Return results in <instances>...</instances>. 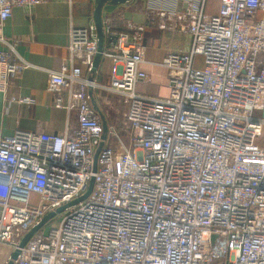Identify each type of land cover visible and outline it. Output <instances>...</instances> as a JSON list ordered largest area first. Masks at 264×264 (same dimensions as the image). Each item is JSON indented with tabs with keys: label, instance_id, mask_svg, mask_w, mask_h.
<instances>
[{
	"label": "built area",
	"instance_id": "built-area-1",
	"mask_svg": "<svg viewBox=\"0 0 264 264\" xmlns=\"http://www.w3.org/2000/svg\"><path fill=\"white\" fill-rule=\"evenodd\" d=\"M47 1L0 0V28L13 8ZM209 1L174 0L157 11L159 29L190 37L187 50L159 63L168 71L164 97L136 91L148 80L144 24H103L116 36L103 51L108 83L90 78L95 25L70 27L69 65L49 70L46 89L55 107L76 112V126L0 137V248L18 251L12 264H264V118L252 116L264 110V0H216L207 14ZM0 42L6 92L29 63L1 32ZM95 90L122 104L129 147L113 126L108 141L119 143L102 140ZM91 180L88 195L69 205ZM63 206L57 227L20 247Z\"/></svg>",
	"mask_w": 264,
	"mask_h": 264
},
{
	"label": "crops",
	"instance_id": "crops-1",
	"mask_svg": "<svg viewBox=\"0 0 264 264\" xmlns=\"http://www.w3.org/2000/svg\"><path fill=\"white\" fill-rule=\"evenodd\" d=\"M174 0H128L119 4H103L101 19L109 23L112 31H126L129 24H144V62L141 68L147 73V81H139L136 91L141 94L164 97L168 95V71L159 65L170 52L187 50L190 37L171 29L158 27L157 11L169 10ZM208 4H218L210 0ZM96 0H49L36 5L31 11L15 7L12 15L3 22L0 32L15 43L18 55L29 63L18 76L13 77L6 92H0V137L16 130L56 133L68 126L75 127V111H66L53 105V94L46 89L49 70L69 65V30L72 25L85 27L94 24ZM217 8V7H216ZM217 11V9H216ZM112 34V33H111ZM111 34H104L103 48L108 50ZM114 35V33L112 34ZM5 45L0 42V50ZM81 67L82 73L86 74ZM111 61L102 56L96 73L91 74L99 82L110 81ZM28 98L29 101L25 99ZM91 104L105 121L108 129L121 128L122 104L103 90L92 93ZM264 118V110L258 111Z\"/></svg>",
	"mask_w": 264,
	"mask_h": 264
},
{
	"label": "water",
	"instance_id": "water-1",
	"mask_svg": "<svg viewBox=\"0 0 264 264\" xmlns=\"http://www.w3.org/2000/svg\"><path fill=\"white\" fill-rule=\"evenodd\" d=\"M128 0H96V8H95V11H94V24H95V27H96V31H97V37H98V51L93 59V68H92V74L96 73V70L98 68V65L101 61V57L103 56V51H104V46H103V41H104V32H103V22H102V19H101V8H102V5L103 4H112V5H115V4H119V3H124V2H127ZM108 40L110 42H112V44L115 42L116 40V36L115 35H109L108 36ZM90 78H93L92 76H90ZM92 91L89 92L90 96H91V100H92ZM96 108V107H94ZM96 110H98L96 108ZM102 129H103V132H102V140L105 139L106 137V133H107V125L105 123V121H103L102 123ZM92 186H93V180L90 181L89 183V187H88V190L87 192L82 196L80 197L79 199L75 200L74 202L70 203L69 205H72V204H75L77 203L78 201L82 200L83 198H85L88 193L91 191L92 189ZM65 206L63 207H60L58 208L55 212H51L49 214H47L46 216H44L41 221L36 225L34 226L21 240V243H20V247H22L26 241L37 231L41 228V226L46 222L48 221L56 212H62L64 210ZM18 254V251H14L11 255V259L9 260V262L7 264H12L13 263V259L16 258Z\"/></svg>",
	"mask_w": 264,
	"mask_h": 264
},
{
	"label": "rangeland",
	"instance_id": "rangeland-1",
	"mask_svg": "<svg viewBox=\"0 0 264 264\" xmlns=\"http://www.w3.org/2000/svg\"><path fill=\"white\" fill-rule=\"evenodd\" d=\"M217 4H208L207 9H206V13L207 14H215L216 13V8ZM195 66L197 67H202L203 66V62H202V58L200 56H196L195 58ZM259 113L254 112V114L252 115L254 117V115L258 116ZM128 127L127 121H121V128L120 130H117L118 132V136L121 140V142L125 145V147H129L130 145V138L132 135V132L129 131H125V128ZM261 140V144L264 145V129L263 132L261 134L260 137ZM119 141L116 137H113L110 141L111 146L118 144ZM63 212H56L48 221H46L41 228L39 229L40 232L46 233L50 228H54L58 226V223L60 221V218L62 216ZM12 253V248L10 245H2L0 248V264H6L7 260L9 258V256Z\"/></svg>",
	"mask_w": 264,
	"mask_h": 264
},
{
	"label": "trees",
	"instance_id": "trees-1",
	"mask_svg": "<svg viewBox=\"0 0 264 264\" xmlns=\"http://www.w3.org/2000/svg\"><path fill=\"white\" fill-rule=\"evenodd\" d=\"M259 142L262 143L261 140H259Z\"/></svg>",
	"mask_w": 264,
	"mask_h": 264
}]
</instances>
